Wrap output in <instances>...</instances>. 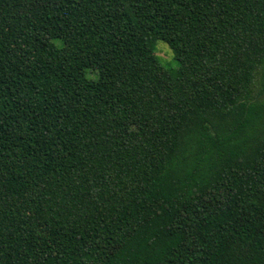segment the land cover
Returning a JSON list of instances; mask_svg holds the SVG:
<instances>
[{
	"label": "trees",
	"instance_id": "16d2710c",
	"mask_svg": "<svg viewBox=\"0 0 264 264\" xmlns=\"http://www.w3.org/2000/svg\"><path fill=\"white\" fill-rule=\"evenodd\" d=\"M0 264H264V0H0Z\"/></svg>",
	"mask_w": 264,
	"mask_h": 264
},
{
	"label": "rangeland",
	"instance_id": "374dc122",
	"mask_svg": "<svg viewBox=\"0 0 264 264\" xmlns=\"http://www.w3.org/2000/svg\"><path fill=\"white\" fill-rule=\"evenodd\" d=\"M156 53L161 62L168 68H176L178 66L177 61L174 59L172 50L167 44L159 41L156 46Z\"/></svg>",
	"mask_w": 264,
	"mask_h": 264
}]
</instances>
